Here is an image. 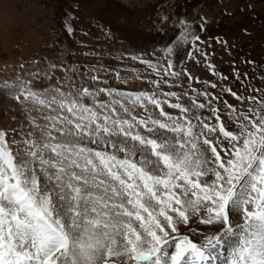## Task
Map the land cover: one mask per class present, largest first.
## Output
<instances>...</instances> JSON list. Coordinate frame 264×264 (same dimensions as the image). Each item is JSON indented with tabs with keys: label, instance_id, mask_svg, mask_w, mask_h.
Listing matches in <instances>:
<instances>
[{
	"label": "snow or ice",
	"instance_id": "obj_1",
	"mask_svg": "<svg viewBox=\"0 0 264 264\" xmlns=\"http://www.w3.org/2000/svg\"><path fill=\"white\" fill-rule=\"evenodd\" d=\"M171 23L162 62L125 54L156 73L151 91L89 88L100 76L78 83L67 68L53 82L55 64L0 86L29 113L46 109L18 138L0 129V264H211L226 243V264H264V75L245 84L234 69L238 92L177 70L182 49L217 75L200 34ZM190 223L212 232L194 242Z\"/></svg>",
	"mask_w": 264,
	"mask_h": 264
},
{
	"label": "rangeland",
	"instance_id": "obj_2",
	"mask_svg": "<svg viewBox=\"0 0 264 264\" xmlns=\"http://www.w3.org/2000/svg\"><path fill=\"white\" fill-rule=\"evenodd\" d=\"M165 16L169 18L167 23L162 19ZM178 18L189 22L200 34L201 47L209 53L207 59L215 66L217 75H212L203 60L197 64L194 60L182 59V49L175 57L177 70L185 67L201 82H216L239 92L242 88L233 78L235 69L248 73L245 84L250 81L258 85L264 75V0H0V86L6 80L15 81L18 76L27 78L29 72L52 71L51 65L55 64L58 67L52 73L53 82L67 68L74 70L78 83L91 75L100 76L101 80L88 82L89 88L111 86L151 91L148 81L156 78V73L125 54L148 53L147 58L153 62H162L164 44L178 37V26L171 23ZM69 26L73 29L71 33L67 31ZM21 63L23 69L19 68ZM93 68L99 71H92ZM116 72L120 73L121 80L127 77L128 84L115 79ZM221 74L227 80L222 81ZM193 87L207 85L193 83ZM39 88L37 85L35 90ZM164 90H168L167 85ZM184 90L187 91V85ZM215 91L219 92V87ZM190 96L189 92L181 101L189 103ZM99 98L107 99L106 96ZM226 99L237 103L231 96ZM27 108L30 113L0 87V129L8 131L10 138H18L12 130L22 124L23 131L30 130L26 119L29 114L38 117L46 111L37 110L31 104ZM134 114L147 115L138 109ZM188 227L197 229L189 234L194 242H199L200 234L212 232V226L198 223H190ZM180 231L185 233L187 228L181 226ZM220 247L225 263L231 244Z\"/></svg>",
	"mask_w": 264,
	"mask_h": 264
},
{
	"label": "bare ground",
	"instance_id": "obj_3",
	"mask_svg": "<svg viewBox=\"0 0 264 264\" xmlns=\"http://www.w3.org/2000/svg\"><path fill=\"white\" fill-rule=\"evenodd\" d=\"M224 256V253L222 252V248L219 246L215 250V258L211 261V264H226L223 263L222 257Z\"/></svg>",
	"mask_w": 264,
	"mask_h": 264
}]
</instances>
